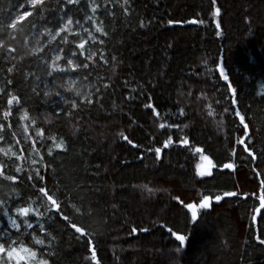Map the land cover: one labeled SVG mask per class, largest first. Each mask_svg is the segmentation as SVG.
<instances>
[{
    "label": "trees",
    "instance_id": "obj_1",
    "mask_svg": "<svg viewBox=\"0 0 264 264\" xmlns=\"http://www.w3.org/2000/svg\"><path fill=\"white\" fill-rule=\"evenodd\" d=\"M45 5L41 16L28 0H0V117L8 110L7 93L20 101L12 105L11 120L0 121L11 125L0 140V149L8 152H0V230L9 228L13 239L48 264H264V0H216L215 5L212 0L73 5L45 0ZM25 10L35 27L19 22L23 28H8L9 16ZM69 15L73 25L53 40L61 17L66 25ZM81 42L85 56L96 53L91 60L78 55ZM57 46L89 64L63 79H75L76 86L84 81L81 90L93 93L92 105L64 92L77 100L72 109L55 95L62 81L45 69ZM24 113L27 119L19 120ZM173 124L178 127H168ZM169 137L173 144L165 148ZM182 139L189 143L181 145ZM61 140L65 147L55 149L53 142ZM202 155L214 165L204 177L198 175L207 168ZM225 163L233 168H223ZM37 171L44 179L29 181ZM40 187L57 199L59 210ZM177 195L186 203L209 195L210 207L198 209L192 221L173 198ZM216 195L222 199L216 201ZM31 202L44 208L45 216L30 213L33 228L16 235L3 212L10 210L15 218V209ZM64 215L89 235L76 233ZM173 232L186 237L183 245ZM33 236L44 245L35 244Z\"/></svg>",
    "mask_w": 264,
    "mask_h": 264
},
{
    "label": "snow or ice",
    "instance_id": "obj_2",
    "mask_svg": "<svg viewBox=\"0 0 264 264\" xmlns=\"http://www.w3.org/2000/svg\"><path fill=\"white\" fill-rule=\"evenodd\" d=\"M29 4L32 6L33 10L36 12H39L41 16L44 15L43 13V8L46 7L45 5V0H28ZM216 0H212L213 5H215ZM79 3V0H66V5H73ZM62 4H63V0H62ZM65 5V6H66ZM219 8L216 9V14L219 13ZM22 13H27V15L24 17V19L20 20L18 19L19 16ZM21 14L15 16L14 18L9 16V23L7 24V27L10 29H17V27L19 26L20 28L24 27V24H20L19 22H26L29 24V28L31 30V28L35 27L36 22L33 21H26V17H29L31 14L29 11H23ZM89 19L93 20V23L95 24L96 21L94 20L93 17H89ZM74 23L71 15L68 16L67 19V24L65 25L63 23V18L61 17V21H60V26L58 28H56L55 30V35L52 36V39L55 40L56 37L60 36L62 32H65L67 30V27L72 26ZM169 23H173V21H169ZM75 24L79 27H82V25H80V21L76 20ZM143 26V25H142ZM217 27H219V25H217ZM84 31H87V29H84ZM96 32L101 33L102 29L100 27H97L95 29ZM103 34V33H102ZM219 34V33H217ZM66 39V38H65ZM101 43H103V41H100ZM50 47V46H49ZM81 51L79 52V56L84 57V61L87 60H91L92 57L94 55H96L95 52H89V54L87 56H85L84 54V43L81 42L78 46H77ZM37 51H39V49H37ZM51 51L53 52V55L50 57V59L52 60V64L50 66H48L45 71L48 77H53V79H60L62 81L61 84H58L56 86L57 90H55V95L59 96L60 99L63 101L64 104H70L72 109H76L78 107L77 104V100L75 98H66L64 95V92L67 93H71L73 97H79L82 103H86L88 105H92L93 104V93L88 92V91H82L81 87H87V84L84 83V81H81V86H76L77 85V81L75 79H68V80H64V77L67 76H71V75H75L76 74V70L80 69V70H87L89 68V64L78 60L77 59V52L75 51H71L68 52L65 49H61L59 46H57V48L55 49H51ZM56 52H64V56L62 58L61 55H57L55 54ZM45 57H47V52L44 53ZM64 60V66H61L60 62L61 60ZM115 59V58H113ZM9 72H12L13 69L9 68L8 69ZM54 73H56L57 75L54 76ZM220 75L223 77L224 80H228L229 77L224 75V71L223 69L220 70ZM85 80H87V77L84 78ZM37 80L40 81V83H44L43 78L42 77H37ZM8 83L10 84L11 81H8ZM39 86V84L37 85V87ZM45 86L47 87V85L45 84ZM63 88V92H61L59 89ZM230 90L235 93V89H232L231 86H229ZM33 92H36V88L32 89ZM96 92H99V89H96ZM8 95V99H7V107L8 110L3 111L2 113V117H0V121H10L12 118V105L13 103H19V97L17 95H12V93H7ZM43 95L45 97H48L50 95L49 91H44ZM97 101L99 100V97H96ZM231 103L233 105L237 104V100L236 99H232ZM146 107L148 108H152V106L146 105ZM152 111L155 113V109L152 108ZM227 111V110H226ZM236 116L240 117V124L243 125V130L245 132H247V124H245V118L244 116H241L240 112H236L235 113ZM181 115H183V112H181ZM27 119V113H24L23 115H21L19 117V120L23 121ZM33 123H35L33 121ZM8 128L10 130L11 125L8 124L7 126L5 125V123L0 122V140H4L5 139V134H4V129ZM161 128L165 127V125L161 124L160 125ZM169 128L172 127H178V125H168ZM25 131L27 132V128L25 129ZM37 136L41 135V132L37 131L36 132ZM123 135V134H121ZM124 139L127 141V143L129 144H133V141L128 139L127 136H124ZM17 143H19V141H17ZM54 143V148L55 149H63L65 147L64 141L61 140L59 143ZM179 143L181 145H187L189 143V141L187 139H182L179 141ZM173 144V140L171 137H169L165 143H164V147L167 148L169 145ZM135 146V145H133ZM197 152H200L201 149H197ZM245 151L249 152V155H252L251 150L249 148H246ZM0 152H4L5 156L8 155V152H5L4 149H0ZM16 153H13V155H15ZM160 154H161V148L160 147H156L155 148V156L157 159L160 158ZM49 156H52V150L49 149L48 152ZM201 159L207 161V168L204 170L199 171L198 175L200 177H204L206 175H211V173L208 171V169H211L214 167L213 162L211 159H209L208 156L206 155H202ZM33 163L35 164L36 161L33 160ZM197 167L199 168L200 166L197 165ZM223 168L225 169H231L233 168V164L230 163H225L223 164ZM17 172L21 171L20 167L16 168ZM7 179L10 180H14L15 177L14 176H9L7 177ZM44 179V177L42 175H40V173L37 171L35 176L29 175L28 176V180L29 181H42ZM39 193L43 194V196L46 198L47 201L50 202V206L51 207H55L56 209H60V205L57 202V199H55L53 197V195L49 194V191L46 190L45 187H40L38 189ZM223 195L225 197H233L236 195L235 192H224ZM174 199H176L180 204L183 205V207L185 209H187V211L191 214V220L192 221H197L198 219V209H208L210 207V199L211 197L209 195H203L202 199L199 200V203H186L184 202L182 199H180V196L177 195L175 197H173ZM222 199V197L220 195H216L215 196V200L216 201H220ZM262 206H264V198H262L261 200ZM36 202H31V203H27L26 206H21V207H17L15 209V212L17 213L15 218H11L9 216V212L10 210H5L3 212V215L6 217H9V222H10V228L11 229H15L16 235H19L22 228L24 231H26L27 229H32L33 228V224L30 222V217L29 214L32 213L38 217H44L45 216V210L42 207H36ZM77 211H80L79 209H77ZM262 215H264V213H262ZM49 219H51V216H48ZM63 220L66 221L72 228L75 229L76 233H80L82 236H87L89 235V232L84 229L83 227H77L76 223L71 221L69 219L68 215H64L63 216ZM19 221V222H18ZM37 223L39 224V229L41 232H45L46 235H48V233L46 232L45 229V225L43 223H39V220L37 221ZM144 230V229H142ZM136 229L133 228L132 232H135ZM169 231H171V229H169ZM172 235L175 236V239L177 241L180 242V245H183L185 243L186 237L184 235H177L175 232L172 233ZM33 240L35 242V244L37 245H44V240L40 239L38 237L33 236ZM261 243H264V240H261ZM89 244H91V240H89ZM177 252L180 251V248L176 249ZM6 256V259L4 258ZM0 260H2L3 264H10V262H15V264H20L21 261H25V264H48V261L45 259H40L38 258V254L36 251H33L32 247H28L24 244V242H22L20 239H13V233L9 230V228H5L3 230H0ZM92 260L96 261V253L95 251L92 252Z\"/></svg>",
    "mask_w": 264,
    "mask_h": 264
},
{
    "label": "rangeland",
    "instance_id": "obj_3",
    "mask_svg": "<svg viewBox=\"0 0 264 264\" xmlns=\"http://www.w3.org/2000/svg\"><path fill=\"white\" fill-rule=\"evenodd\" d=\"M155 114H156V112H155ZM157 115V114H156ZM210 203V202H209Z\"/></svg>",
    "mask_w": 264,
    "mask_h": 264
},
{
    "label": "bare ground",
    "instance_id": "obj_4",
    "mask_svg": "<svg viewBox=\"0 0 264 264\" xmlns=\"http://www.w3.org/2000/svg\"><path fill=\"white\" fill-rule=\"evenodd\" d=\"M150 109H152V108H150ZM156 115V114H155Z\"/></svg>",
    "mask_w": 264,
    "mask_h": 264
},
{
    "label": "water",
    "instance_id": "obj_5",
    "mask_svg": "<svg viewBox=\"0 0 264 264\" xmlns=\"http://www.w3.org/2000/svg\"><path fill=\"white\" fill-rule=\"evenodd\" d=\"M152 106V105H151Z\"/></svg>",
    "mask_w": 264,
    "mask_h": 264
}]
</instances>
